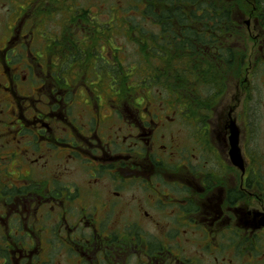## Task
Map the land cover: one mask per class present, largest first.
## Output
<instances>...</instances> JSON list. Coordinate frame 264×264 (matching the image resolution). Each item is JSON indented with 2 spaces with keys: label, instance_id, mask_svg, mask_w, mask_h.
<instances>
[{
  "label": "flooded vegetation",
  "instance_id": "flooded-vegetation-1",
  "mask_svg": "<svg viewBox=\"0 0 264 264\" xmlns=\"http://www.w3.org/2000/svg\"><path fill=\"white\" fill-rule=\"evenodd\" d=\"M37 1L0 0V264H264V161L235 105L216 124L200 98L99 87L90 45L43 44Z\"/></svg>",
  "mask_w": 264,
  "mask_h": 264
},
{
  "label": "rangeland",
  "instance_id": "rangeland-1",
  "mask_svg": "<svg viewBox=\"0 0 264 264\" xmlns=\"http://www.w3.org/2000/svg\"><path fill=\"white\" fill-rule=\"evenodd\" d=\"M6 1L9 2L10 0ZM22 1L24 4H26V2H30V0ZM64 1L70 3L72 0ZM260 1L261 4L264 5V0H259V2ZM40 2H43L46 8L50 7L57 11V13H55L54 10L49 11L48 13L50 14H47V19L38 20L33 18V27L35 30L38 28L41 32L46 30L45 32L43 31L45 38L43 44H53L55 39L54 37H59L61 41L66 40V44H68L72 35L67 32L64 33L63 30H61V26L63 25L62 21H64V17L61 16L62 11L60 12V8L57 9L50 4L49 0H38L35 5L41 6L39 4ZM75 2L90 12L89 14L92 18V21L90 20L91 22H97L100 24L109 21H119L118 23H120L121 21L126 20L131 23L130 25H142L146 33L158 36L156 39L160 38L159 26L150 18H144V16L140 14L141 8L144 7L143 1H139L140 3H138V0H73V3L69 4L70 12L72 11ZM8 5L10 6V4ZM14 9L16 10V8L0 6V26H3L6 22L10 25L11 22L9 23L7 20L11 19V15L13 14H10V12L15 11ZM29 14H31L30 11ZM37 20L39 21L38 25ZM257 21L248 16L240 17V24L237 33L226 39L225 42H227L229 47L233 49L231 64L223 61L216 64L218 71L215 76H218V78L216 80L214 79L215 89H212V87L209 86L211 91H213L211 94L212 97L210 96L211 102L209 105L215 108L213 116L215 117L214 121H217L216 124H220V117L225 115L227 112L226 110L230 106L235 105L234 115L238 117V122L241 126L242 149L247 154L250 152H258L262 155L264 161V64L259 63L264 54V42L262 43V41L258 40L257 35L261 34L262 30L261 24ZM23 23L26 24V21L23 20ZM118 23H115L114 26L110 25L111 28L113 27L112 31L115 28H119L120 24ZM64 24L67 23L65 22ZM248 28L249 30H247ZM81 33L83 32H78L77 30L74 34L83 36ZM114 35L112 36V42H110V44L120 50L115 49V52L113 53L109 51L113 49L105 47L106 54L104 52V55L107 60L113 63L110 64V67L113 68V65H116L114 64V60L116 59L117 64L123 67L122 69L129 67L134 68L136 64H139L138 62L141 61V54L137 52L135 43H131L122 34ZM2 36L3 34L0 35V37ZM84 37L86 38L88 45L94 41L93 36ZM97 37L99 38V35ZM39 41L42 42L43 37H40ZM41 42H37V45H40ZM169 54L174 56L176 59L173 60L175 63L172 65L167 64V61H165V57H167V55L161 51H159L154 59L150 60V66H152L151 71L155 74V77L157 76V78L160 79V84L156 83L149 88L148 86L139 87L143 85L141 84L142 78H140L139 75H134L130 78L128 86H126V92H132L137 95L138 93L150 91L152 98H159V100L163 102L164 106L176 104L179 99H175L173 95L170 96V94H168L169 90H166L165 85L169 83L171 90L177 88L179 91H183V97H185L186 93H188L189 96L187 97L192 100V103L196 104L192 92L193 90L189 91V89H192L197 81L203 80L204 87L200 85V88H202L201 92L203 93L204 90L205 93H208L210 88L206 86L211 83L209 82L210 77L208 76V73L211 72L206 71L201 74L200 70L196 71L195 68L191 67L187 71L182 72V78H176L178 73L176 72L175 67H186L190 64V62H187L188 53L183 52L179 55L176 49L171 48ZM112 55H114V59H111ZM89 60L90 59L87 58L88 62ZM191 65L192 64H190V66ZM96 71H98V69L95 70L91 63L88 75H94ZM185 75L188 76L189 80L194 82H187L188 80ZM172 86L175 87L172 88Z\"/></svg>",
  "mask_w": 264,
  "mask_h": 264
},
{
  "label": "trees",
  "instance_id": "trees-1",
  "mask_svg": "<svg viewBox=\"0 0 264 264\" xmlns=\"http://www.w3.org/2000/svg\"><path fill=\"white\" fill-rule=\"evenodd\" d=\"M139 1L144 2V7L141 8L140 14L144 18H150L159 26L160 38L156 39L158 36L146 33L142 25H130L131 23L126 20L121 21L122 23H118L119 21H109L100 24L91 22L90 12L76 4V2L72 11H69V4L73 3V0L70 3L64 0H49L50 4L57 9L60 8V12L62 11L61 16L64 17L62 23L65 27L74 18L75 21L73 22L76 23L75 25L79 29L78 32H83L81 33L83 36L70 33L72 37L68 44H70L71 49L74 46L78 47V45L87 44L88 46L84 36L94 37V41L90 43L91 50H88V54H91L93 62L96 61V64H98H92V67L95 70L98 69V71L94 75H90L92 76L91 78L99 77V87L111 86L112 84H121L122 87L123 85L127 86L130 78L134 75H139L142 78L141 84L143 85L139 87L148 86L149 88L156 83L160 84V79L157 76L155 77V74L151 71L150 60L154 59L161 51L167 55L165 57L167 64H174L173 60L176 59L169 54L172 48L176 49L179 55L183 52L188 53L187 62L192 64L191 66L188 64L186 67L176 66L175 70L178 73L176 78H182V72L187 71L191 67L195 68L196 71L200 70L201 74L206 71L211 72L208 73V76L210 77L209 82L212 84H205L208 85L206 87L210 86L213 89L215 87L214 79L218 78V76H215L218 71L216 64L221 61L231 64L233 49L225 41L229 36L237 33L240 17L248 16L256 21L258 20L257 22L261 24V30L264 33V5L259 0H138V3H140ZM43 8L47 14H50L48 13L49 11L54 10L50 7L46 8L44 4ZM54 12L57 13L55 10ZM65 14L70 15L71 18L67 19ZM65 22L67 24H64ZM115 23L120 24L119 28H115L112 31L113 27L111 28L110 25L114 26ZM112 33L122 34L131 43H135L137 52L141 54V61L134 68L122 69L123 67L117 64L116 59L114 60L116 65H113V68L110 67V64L113 63L107 60L104 52L105 47L113 49L109 50L113 53L117 49L110 44L114 35ZM98 35L99 38L97 37ZM54 38L55 44H66V40L61 41L59 37ZM262 40H264V35ZM94 46L99 47L95 49ZM114 58V55H112L111 59ZM185 77L188 80L187 82H194L189 80L187 75ZM168 85L169 83L165 85L166 90H169L168 94L180 100L183 97V91H179L177 88L171 90L170 85ZM200 85H204L203 80L197 81L195 86L189 91L193 90L194 94L204 93L203 96L195 98V100L200 98L199 102L207 106L211 102L213 91L209 87L208 93H205L204 90L202 93ZM175 86H172V88ZM186 96H189V94L186 93ZM184 99H187L191 104V99L188 97H184Z\"/></svg>",
  "mask_w": 264,
  "mask_h": 264
},
{
  "label": "water",
  "instance_id": "water-1",
  "mask_svg": "<svg viewBox=\"0 0 264 264\" xmlns=\"http://www.w3.org/2000/svg\"><path fill=\"white\" fill-rule=\"evenodd\" d=\"M235 130V129H234ZM231 158L232 161L236 164V165H241V157H240V151L239 148L237 146V139H234V141L232 142V148H231Z\"/></svg>",
  "mask_w": 264,
  "mask_h": 264
}]
</instances>
